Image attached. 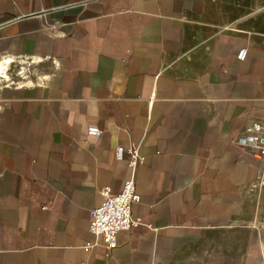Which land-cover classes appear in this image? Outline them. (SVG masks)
Listing matches in <instances>:
<instances>
[{
    "label": "crops",
    "instance_id": "obj_1",
    "mask_svg": "<svg viewBox=\"0 0 264 264\" xmlns=\"http://www.w3.org/2000/svg\"><path fill=\"white\" fill-rule=\"evenodd\" d=\"M253 119L264 0H0V264H264ZM119 145L145 155L142 223L107 248L90 210L131 176Z\"/></svg>",
    "mask_w": 264,
    "mask_h": 264
},
{
    "label": "built area",
    "instance_id": "obj_2",
    "mask_svg": "<svg viewBox=\"0 0 264 264\" xmlns=\"http://www.w3.org/2000/svg\"><path fill=\"white\" fill-rule=\"evenodd\" d=\"M245 55L246 48L240 49L238 57L244 58ZM88 132L99 135L101 128L97 125H90ZM236 141L240 145L251 146L256 156H264V119L249 121L239 133ZM125 153L128 154L131 176L125 180L119 191H114L111 186H104L101 189L103 196L101 203L90 210V230L101 237L107 248H113L118 244L119 232L129 230L142 223L140 217L132 215V204L141 199L136 185V171L137 167L145 162V155L138 145L117 146L116 155L118 158H122ZM94 244L96 242L87 241L85 248Z\"/></svg>",
    "mask_w": 264,
    "mask_h": 264
},
{
    "label": "rangeland",
    "instance_id": "obj_3",
    "mask_svg": "<svg viewBox=\"0 0 264 264\" xmlns=\"http://www.w3.org/2000/svg\"><path fill=\"white\" fill-rule=\"evenodd\" d=\"M3 74L7 75L5 72ZM247 198L249 200V210L252 211V220L261 226L264 233V173L258 180L250 184Z\"/></svg>",
    "mask_w": 264,
    "mask_h": 264
},
{
    "label": "bare ground",
    "instance_id": "obj_4",
    "mask_svg": "<svg viewBox=\"0 0 264 264\" xmlns=\"http://www.w3.org/2000/svg\"><path fill=\"white\" fill-rule=\"evenodd\" d=\"M5 74H7V73H5Z\"/></svg>",
    "mask_w": 264,
    "mask_h": 264
}]
</instances>
